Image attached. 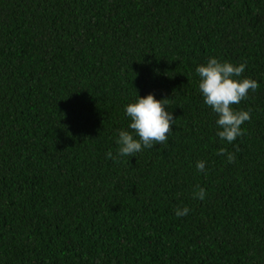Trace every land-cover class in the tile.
Instances as JSON below:
<instances>
[{
  "label": "trees",
  "instance_id": "16d2710c",
  "mask_svg": "<svg viewBox=\"0 0 264 264\" xmlns=\"http://www.w3.org/2000/svg\"><path fill=\"white\" fill-rule=\"evenodd\" d=\"M209 58L259 84L231 144ZM149 94L172 132L121 157ZM0 264H264V0H0Z\"/></svg>",
  "mask_w": 264,
  "mask_h": 264
},
{
  "label": "clouds",
  "instance_id": "9594fccd",
  "mask_svg": "<svg viewBox=\"0 0 264 264\" xmlns=\"http://www.w3.org/2000/svg\"><path fill=\"white\" fill-rule=\"evenodd\" d=\"M247 62L234 65L229 62H221L216 58H209L206 64L199 65L195 71L198 74L199 90L203 96L204 103L217 114L216 125L217 137L231 144L237 137L244 134L241 125L251 119L250 110L234 111L232 105L239 104L247 99L249 90L255 92L259 87L257 81L250 78L236 79L242 76ZM167 99L157 100L152 94L143 98L137 96L134 103L125 108V115L129 117V129L121 130L116 141L118 155L135 157L143 149H150L154 144H163L167 141L168 134L176 119L171 112L166 111ZM218 155L225 156L228 163L235 161V155L226 149L218 150ZM111 159L112 152L106 153ZM196 168L205 174V162L197 161ZM199 187V186H197ZM206 192L203 188L194 192L193 198L204 200ZM189 209L175 210L177 217L185 216Z\"/></svg>",
  "mask_w": 264,
  "mask_h": 264
}]
</instances>
